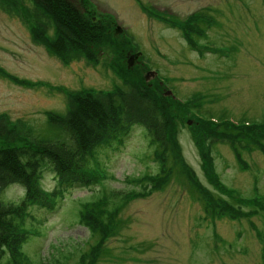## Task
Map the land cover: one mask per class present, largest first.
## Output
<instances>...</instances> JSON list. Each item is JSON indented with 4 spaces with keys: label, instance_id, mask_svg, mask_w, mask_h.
I'll list each match as a JSON object with an SVG mask.
<instances>
[{
    "label": "rangeland",
    "instance_id": "374dc122",
    "mask_svg": "<svg viewBox=\"0 0 264 264\" xmlns=\"http://www.w3.org/2000/svg\"><path fill=\"white\" fill-rule=\"evenodd\" d=\"M139 1L175 19H157L145 10L146 14L136 0H87L99 15L95 18L110 16L107 20L113 24L109 42L97 51L100 60L92 65L84 61L63 65L30 41L17 16L0 10V113L26 120L33 136L53 134L45 113L64 112L65 89L111 88L119 82L116 52L124 42L120 52L137 47L143 54L140 59L152 67L137 65L142 73L158 71L163 82H155L163 86L164 96H172L166 93L168 88L173 99L192 100V109L211 116L213 122L262 119L264 0ZM193 13L205 19L198 37L202 53L191 51L173 27ZM115 25L123 32L115 33ZM9 77L31 84L18 86ZM188 119L190 125L195 118ZM213 122L208 127L220 131ZM230 139L236 141L238 152ZM258 139L230 137L207 146L194 142L186 127L178 130L182 159L198 183L218 202L226 200L244 212L232 217L213 213L204 199L190 194L177 170L166 173L172 167L161 166L157 147L149 145L143 130L132 129L114 147L94 152L86 186L59 188L50 209L38 210L31 203L19 211L22 216L15 212L19 263L264 264V200L253 194V185L264 193V127ZM212 168L229 192L211 182ZM40 176L41 186L52 193L54 174L44 169ZM22 196L11 187L0 192L5 203L15 205ZM243 197H248L245 203Z\"/></svg>",
    "mask_w": 264,
    "mask_h": 264
},
{
    "label": "trees",
    "instance_id": "16d2710c",
    "mask_svg": "<svg viewBox=\"0 0 264 264\" xmlns=\"http://www.w3.org/2000/svg\"><path fill=\"white\" fill-rule=\"evenodd\" d=\"M77 1L76 5L71 0H0V10L9 16H17L25 24L30 41L43 47L49 56L57 58L63 65L79 61L92 65L100 60L97 51L100 52L99 49L102 50L109 42L113 24L107 20L111 19L110 16H100L106 19L95 18L97 13L87 0ZM141 7L157 19H175L173 15L151 6L141 4ZM201 20L205 19L187 16L179 19L178 27L173 26L180 29L189 46L200 53L203 52L202 45L196 38L203 33ZM119 46L117 52L121 51L124 42ZM212 50L215 53L223 52ZM117 52L119 82H114L111 88L65 89L64 112L45 113L47 123L54 129L53 134L48 132L50 135L33 136L30 125L23 118L0 114V192L11 187L23 195V200L18 203L20 207L15 203H5L0 197V259L6 251L9 259L5 264H20L16 255L21 252V244L13 232L17 227L18 215L15 212L22 216L19 211L23 213L26 210L24 207L31 203L52 208L59 188L64 191L86 186L90 178L87 170L93 160V150L113 146L114 142L127 137L134 128L143 130L149 145L157 147L154 151L160 154L158 160L161 166L172 167L166 173L177 170L184 187L192 190L190 194L204 199L209 210L217 215L232 217L244 213L231 202H218L219 199L198 183L195 172L182 159L177 133L180 127H186L194 142L200 141L207 146L230 137L240 140L252 136L253 142H258L259 135L263 133L264 115L255 122L234 124L227 118L213 122L211 116L192 109V100L182 102L172 96H164L162 85L155 81L146 82L141 69L136 65L128 68L122 62L125 60L124 53ZM114 67L109 66L110 69ZM9 78L25 88L31 84L24 79ZM188 118L193 119L190 125L187 124ZM210 122L220 125L222 129L216 131L209 128ZM230 140L233 150L238 152L236 141ZM44 169H49L56 177L52 193L41 186L40 172ZM211 173V182L229 192V187L219 180L213 168ZM253 186L254 196L264 200V193L256 185ZM235 194L238 195L237 192ZM247 198H240L241 203H245L243 200ZM109 213L106 217L110 216Z\"/></svg>",
    "mask_w": 264,
    "mask_h": 264
},
{
    "label": "water",
    "instance_id": "95a60500",
    "mask_svg": "<svg viewBox=\"0 0 264 264\" xmlns=\"http://www.w3.org/2000/svg\"><path fill=\"white\" fill-rule=\"evenodd\" d=\"M116 30L118 31V30H119V28H116Z\"/></svg>",
    "mask_w": 264,
    "mask_h": 264
}]
</instances>
